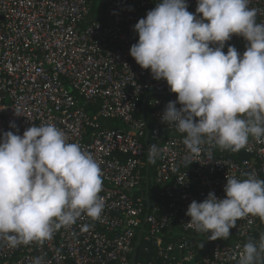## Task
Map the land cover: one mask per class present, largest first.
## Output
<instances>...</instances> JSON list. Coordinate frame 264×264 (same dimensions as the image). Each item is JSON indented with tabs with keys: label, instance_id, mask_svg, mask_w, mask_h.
Wrapping results in <instances>:
<instances>
[{
	"label": "built area",
	"instance_id": "1",
	"mask_svg": "<svg viewBox=\"0 0 264 264\" xmlns=\"http://www.w3.org/2000/svg\"><path fill=\"white\" fill-rule=\"evenodd\" d=\"M186 2L195 13L197 0ZM156 3L0 0V135L54 123L99 162L105 200L100 219L82 214L43 244L0 242V264H32L34 257L42 264H236L230 257L238 248L264 233V221L252 216L238 219L227 240H209L187 224L193 200L210 191L224 198L227 175L264 179V143L250 137L238 152L205 144L193 156L184 134L161 122L176 93L129 51L138 40L133 26ZM249 7L264 22V0ZM246 43L233 35L224 52L233 45L242 53ZM18 105L24 115H14ZM152 144L161 149L154 161Z\"/></svg>",
	"mask_w": 264,
	"mask_h": 264
},
{
	"label": "clouds",
	"instance_id": "2",
	"mask_svg": "<svg viewBox=\"0 0 264 264\" xmlns=\"http://www.w3.org/2000/svg\"><path fill=\"white\" fill-rule=\"evenodd\" d=\"M249 4L197 0L192 13L186 0H158L133 26L138 40L130 55L176 93L161 122L184 134L182 143L193 156L205 144L238 152L250 137L264 143V22ZM233 35L247 42L242 53L233 45L224 52ZM13 108L15 116L24 115L21 106ZM160 152L150 145V160ZM242 175L246 178L226 176L224 198L210 191L202 201L193 200L185 213L188 226L209 240H227L238 219L264 221V179L254 172ZM102 190L99 162L54 123H31L22 135L11 130L0 135V242L8 247L43 244L82 214L100 219ZM230 259L264 264V233L259 240L249 238ZM32 264H42V258L34 257Z\"/></svg>",
	"mask_w": 264,
	"mask_h": 264
},
{
	"label": "trees",
	"instance_id": "3",
	"mask_svg": "<svg viewBox=\"0 0 264 264\" xmlns=\"http://www.w3.org/2000/svg\"><path fill=\"white\" fill-rule=\"evenodd\" d=\"M89 110V109H88ZM102 124H103V121L101 122ZM107 125L109 126V127H114V126H116L117 124H115L112 120L110 121H107Z\"/></svg>",
	"mask_w": 264,
	"mask_h": 264
},
{
	"label": "water",
	"instance_id": "4",
	"mask_svg": "<svg viewBox=\"0 0 264 264\" xmlns=\"http://www.w3.org/2000/svg\"><path fill=\"white\" fill-rule=\"evenodd\" d=\"M138 242H136V246H137Z\"/></svg>",
	"mask_w": 264,
	"mask_h": 264
}]
</instances>
